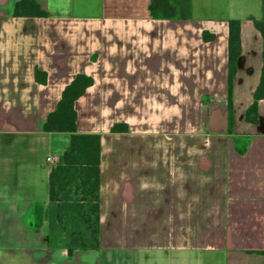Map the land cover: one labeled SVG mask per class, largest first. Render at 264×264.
Instances as JSON below:
<instances>
[{
	"label": "crops",
	"instance_id": "obj_1",
	"mask_svg": "<svg viewBox=\"0 0 264 264\" xmlns=\"http://www.w3.org/2000/svg\"><path fill=\"white\" fill-rule=\"evenodd\" d=\"M18 1L0 0V264H100L102 251L264 264V99L257 123L244 116L262 66L249 16L261 6L208 16L212 1L190 0L186 18L155 19L150 0H34L46 16H15ZM231 18L242 50L229 131ZM79 73L93 78L75 110L78 132L100 135L101 248L69 259L41 223L69 134L43 124ZM117 123L127 131L111 132Z\"/></svg>",
	"mask_w": 264,
	"mask_h": 264
},
{
	"label": "trees",
	"instance_id": "obj_2",
	"mask_svg": "<svg viewBox=\"0 0 264 264\" xmlns=\"http://www.w3.org/2000/svg\"><path fill=\"white\" fill-rule=\"evenodd\" d=\"M190 0H150L149 15L155 19H181L188 15ZM15 16H46V12L34 0H19L14 8ZM262 41V66L259 82L253 92L252 102L245 110V120L259 121L258 102L264 99V0H261L260 17L249 16ZM213 34L203 32L210 40ZM241 21L228 20V117L229 131L233 125L232 83L241 56ZM35 77L42 83L45 74ZM93 78L77 74L65 86L56 108L49 112L43 124L45 132L68 133V147L49 172V202L43 207L41 223L46 226L48 244L63 247L71 259L75 251L100 250L99 181L100 135L79 133L75 101L83 95ZM127 131V125L114 124L111 132Z\"/></svg>",
	"mask_w": 264,
	"mask_h": 264
},
{
	"label": "rangeland",
	"instance_id": "obj_3",
	"mask_svg": "<svg viewBox=\"0 0 264 264\" xmlns=\"http://www.w3.org/2000/svg\"><path fill=\"white\" fill-rule=\"evenodd\" d=\"M204 0H202L203 2ZM212 1V6L210 7L209 10V14H206L208 16H214V15H218V13H222V10L226 8V4H228V9H236L234 8V6H237L238 10L240 12H245V11H253L256 8H260L261 6V0H222L221 3L219 2L220 0H210V3ZM206 2V1H205ZM215 2L219 3V5L221 4H225L224 6H215ZM229 9V10H230ZM234 13V12H233ZM215 131H222L220 126H215L214 127ZM213 131V130H212ZM262 144H264V142H262ZM244 150H241L240 153L244 154L246 152L247 149V143L244 145ZM24 225L26 224V222H23ZM259 225H260V234L261 237L263 239L264 242V215L261 216V218H259ZM148 253H138V255L132 254V256H126V254L124 255V253L118 252L116 254L114 253H110L108 254L107 251H102L99 254V261L100 264H167V262L171 263V264H180L183 262H186L184 264H199L202 261V257H203V261L205 264H208L209 262H220V263H224V258H223V254H219V253H200L197 254V257H193L192 259H185L183 257H178V258H168L166 257V255L161 254V255H147ZM132 257L134 259H132ZM242 257H237V258H232L229 256L227 262L229 264H234L235 262L238 261H242ZM235 261V262H234Z\"/></svg>",
	"mask_w": 264,
	"mask_h": 264
},
{
	"label": "built area",
	"instance_id": "obj_4",
	"mask_svg": "<svg viewBox=\"0 0 264 264\" xmlns=\"http://www.w3.org/2000/svg\"><path fill=\"white\" fill-rule=\"evenodd\" d=\"M46 161L49 162V163H52V162H53V158L50 157V156H48V157L46 158Z\"/></svg>",
	"mask_w": 264,
	"mask_h": 264
}]
</instances>
